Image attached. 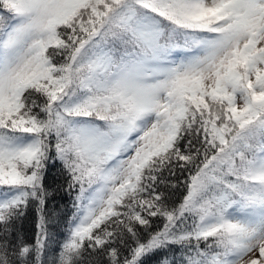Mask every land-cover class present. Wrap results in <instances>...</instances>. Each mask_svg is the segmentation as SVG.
<instances>
[{
    "label": "snow or ice",
    "instance_id": "snow-or-ice-1",
    "mask_svg": "<svg viewBox=\"0 0 264 264\" xmlns=\"http://www.w3.org/2000/svg\"><path fill=\"white\" fill-rule=\"evenodd\" d=\"M153 257L264 264V0H0V264Z\"/></svg>",
    "mask_w": 264,
    "mask_h": 264
},
{
    "label": "trees",
    "instance_id": "trees-1",
    "mask_svg": "<svg viewBox=\"0 0 264 264\" xmlns=\"http://www.w3.org/2000/svg\"><path fill=\"white\" fill-rule=\"evenodd\" d=\"M57 174L56 169L52 170V176ZM56 183H62V180H57ZM70 197L65 195L63 192L57 194V201L63 205L70 206ZM25 228L28 231L29 235H31L35 230V213L30 212L28 215L27 220L25 221ZM160 257H153L149 264H158Z\"/></svg>",
    "mask_w": 264,
    "mask_h": 264
}]
</instances>
